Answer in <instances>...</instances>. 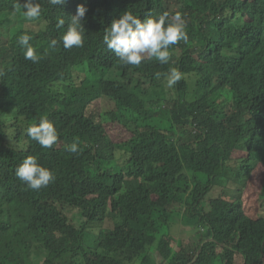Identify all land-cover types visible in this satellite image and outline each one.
<instances>
[{
    "label": "trees",
    "instance_id": "obj_1",
    "mask_svg": "<svg viewBox=\"0 0 264 264\" xmlns=\"http://www.w3.org/2000/svg\"><path fill=\"white\" fill-rule=\"evenodd\" d=\"M34 2L39 19L21 21L25 0H0V264H264V215L246 214L239 183L257 181L264 201V0ZM80 4L84 45L65 49ZM126 11L179 13L189 39L167 64L123 65L103 35ZM171 68L182 78L168 88ZM41 118L51 149L27 135ZM109 120L129 138L113 142ZM29 155L55 175L38 191L15 174Z\"/></svg>",
    "mask_w": 264,
    "mask_h": 264
},
{
    "label": "clouds",
    "instance_id": "obj_2",
    "mask_svg": "<svg viewBox=\"0 0 264 264\" xmlns=\"http://www.w3.org/2000/svg\"><path fill=\"white\" fill-rule=\"evenodd\" d=\"M48 2L53 6H62L66 0H48ZM17 7L19 8L20 5ZM22 7L24 9L23 16L28 21L38 20L41 16V5L34 0H25ZM87 11V7L80 4L77 6L75 15L70 17L67 31L61 37L65 49L74 46L83 47L85 34L83 19ZM64 24L65 20L59 19L58 27H62ZM188 39L185 24L179 13L173 17L164 13L158 18L142 20L131 11H126L120 18L113 20L110 27L104 30L103 35L104 44L115 53V56L119 58L118 61L123 65L133 66H140L142 61L146 59H154L161 64H167L170 61V46L181 41L187 42ZM30 40L31 37L24 34L18 38V44L22 49H25V59L36 63L41 57L37 55L30 44ZM57 43L58 41L53 39L50 46L55 47ZM181 78V72L176 68H171L166 77L167 86L173 87ZM27 135L45 149H51L58 141V133L54 124L46 118H41L37 125H30L27 128ZM67 151L76 153L78 151L77 143L74 142L69 145ZM238 161L240 160L238 159ZM240 163L242 164V161ZM15 174L29 189L37 191L47 187L55 180L54 173L42 166L37 158L32 155L23 159L16 168Z\"/></svg>",
    "mask_w": 264,
    "mask_h": 264
},
{
    "label": "rangeland",
    "instance_id": "obj_3",
    "mask_svg": "<svg viewBox=\"0 0 264 264\" xmlns=\"http://www.w3.org/2000/svg\"><path fill=\"white\" fill-rule=\"evenodd\" d=\"M21 21H28L25 17H22ZM33 21V20H32ZM22 23V22H21ZM30 31L38 30L35 26H30ZM4 43V41L2 42ZM167 81V80H166ZM168 87V86H167ZM169 88V87H168ZM114 110V107H113ZM103 126L108 134V136L111 138V140L115 143L123 142L127 140L130 136L129 132L120 124L115 123L112 120L109 121H103ZM231 156H233L232 164L237 163V171L241 170V161H238V159L242 156L240 153H234ZM260 170L262 171V167H260ZM239 183L242 184L244 191V209L246 211V214L253 219H258L260 216L264 215V201H261L256 196H258V190H256V187L254 186V183L259 186V183L257 181L249 180L246 182L245 180L239 179ZM248 183V184H247ZM183 206H178L180 211L182 210ZM207 210V209H206ZM70 217V215H69ZM73 218H76V213L72 215ZM189 231V230H188ZM194 234V232H193ZM184 235L183 238L185 239V242H187L188 238L191 243H193L194 239L199 240L200 234L195 235ZM219 254H223L225 256L226 260L233 261L234 256L230 252H223L221 250L218 251ZM156 263L161 264L162 259L158 256H156ZM242 260L239 256H236V262L233 264H242Z\"/></svg>",
    "mask_w": 264,
    "mask_h": 264
},
{
    "label": "water",
    "instance_id": "obj_4",
    "mask_svg": "<svg viewBox=\"0 0 264 264\" xmlns=\"http://www.w3.org/2000/svg\"><path fill=\"white\" fill-rule=\"evenodd\" d=\"M201 251V250H200ZM199 255H200V253H199ZM246 264V263H245Z\"/></svg>",
    "mask_w": 264,
    "mask_h": 264
}]
</instances>
